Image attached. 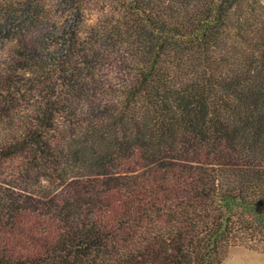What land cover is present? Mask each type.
I'll use <instances>...</instances> for the list:
<instances>
[{"label": "trees", "instance_id": "obj_1", "mask_svg": "<svg viewBox=\"0 0 264 264\" xmlns=\"http://www.w3.org/2000/svg\"><path fill=\"white\" fill-rule=\"evenodd\" d=\"M238 244L264 250V0H0V264Z\"/></svg>", "mask_w": 264, "mask_h": 264}, {"label": "rangeland", "instance_id": "obj_2", "mask_svg": "<svg viewBox=\"0 0 264 264\" xmlns=\"http://www.w3.org/2000/svg\"><path fill=\"white\" fill-rule=\"evenodd\" d=\"M90 17H96V12L89 10ZM220 264H264V250L252 249L245 245H234Z\"/></svg>", "mask_w": 264, "mask_h": 264}]
</instances>
